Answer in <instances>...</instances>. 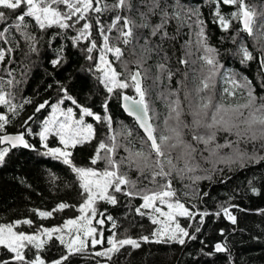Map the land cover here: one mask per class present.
Segmentation results:
<instances>
[{"label": "snow or ice", "instance_id": "1", "mask_svg": "<svg viewBox=\"0 0 264 264\" xmlns=\"http://www.w3.org/2000/svg\"><path fill=\"white\" fill-rule=\"evenodd\" d=\"M210 2L211 22L228 34L224 39L236 46L231 54L240 58V64L257 65L259 83L225 70L220 50L209 44L204 14L190 0H0V66L5 73L0 75V167L16 149L35 151L67 166L81 199L78 205L61 202L50 211L32 210L41 219L69 208L79 212L62 225H40L29 233L19 228L33 227L30 218L0 224V264H78L75 257L84 255L89 246L105 243L106 223L111 229L108 247L94 256L115 264L114 256L123 255L122 250L131 255L128 249H139L141 241L183 246L197 240L206 217L237 222L232 214L237 205L222 204L212 213L192 201L209 197L200 187L202 181L212 182L220 174V182L227 183L231 176L225 180V170L264 168V5L249 0ZM225 6L234 10L225 14ZM233 22L240 27L234 28ZM242 34L252 38L254 46L250 48ZM185 35L190 38L176 59L183 68H174L168 47ZM45 36L47 47L55 51L49 61L53 70L68 63L67 42L85 54L89 73L107 94L103 114L72 95L68 84L54 79L47 87L58 93L55 102L36 105L22 130L10 133L13 119L33 103L28 97L16 102V89L27 82L28 69L23 66L20 79L16 78L15 54L39 55ZM57 40L65 43L57 46ZM129 89L135 96L127 94ZM154 91L165 105L163 114L151 108ZM113 96L122 100L123 110L135 124H116L109 112ZM45 109L50 114L41 121L40 130L33 131L29 122ZM86 118L95 124L86 123ZM96 125L103 126V138L88 164L80 166L73 151L97 141ZM33 136L39 138L43 152L28 139ZM50 138L58 146H50ZM248 184L259 194L252 180ZM101 202L117 211L124 209L125 233L137 226L136 217H147L156 227L150 236L120 238L122 225L107 208L99 210ZM180 218L188 225L183 226ZM200 243L202 255L227 254L218 258L233 264L227 243L216 242L211 248L203 240ZM52 251L59 256L50 257Z\"/></svg>", "mask_w": 264, "mask_h": 264}, {"label": "trees", "instance_id": "2", "mask_svg": "<svg viewBox=\"0 0 264 264\" xmlns=\"http://www.w3.org/2000/svg\"><path fill=\"white\" fill-rule=\"evenodd\" d=\"M190 2L191 6L199 7L203 12L207 23L209 44L220 50L223 56L221 63L225 65V70L241 72L259 83L260 75L257 65L245 66L240 64V58L231 54L235 51L236 46L232 44L231 40L224 39L228 34L223 33L216 24L211 22L210 0H190ZM249 2L264 5V0H249ZM232 10L234 9L228 6L222 9L225 14ZM233 26L239 28L240 24L233 22ZM187 31L185 29V32ZM230 32L235 34L232 30ZM93 35H96L95 32ZM242 35L246 37V34ZM96 38L99 43V37ZM189 38L188 35L182 36L175 42L174 47H168L170 62L174 68H183V66L176 64V59L182 55L183 43ZM46 41L47 36L41 45L39 55L31 54L25 58L23 52L15 54L16 64L13 67L16 68V78L20 79L23 66L26 65L28 69L27 82L16 89V102L28 97L32 99L33 103L26 105L21 115L13 119V123L8 126L10 133L22 130L20 126L29 116L34 114L36 105L44 100L55 102L58 93L47 87L49 84H54V79L68 84L72 95L77 96L83 104L90 106L93 111L103 114L101 105L107 94L94 76L89 73L90 62L84 58L85 54L80 49L71 47L70 42H67L69 46L65 54L68 63L59 70H53L49 61L55 57V51L47 47ZM61 43L65 42L56 41L57 46ZM245 43L250 48L255 44L250 37H246ZM2 68L3 66H0V75H5ZM126 91L128 95L134 96L135 94L131 89ZM157 95V92L154 91L151 96V108L155 113L163 114L166 108L163 101L157 98ZM119 101L118 96H113L109 101V112L114 121L117 125L121 122L129 126L133 125L134 122L122 112ZM49 112L50 109H45L41 113H35V119L29 122L33 131L38 132L40 130L41 121L47 117ZM86 120L88 123L95 124L89 118ZM96 127L98 130L97 141L78 146L73 151L74 161L80 166L88 164L96 143L103 138V126L96 125ZM28 139L40 149V152H43L37 136L28 137ZM220 142L223 140L221 139ZM50 146H58V141L55 138H50ZM248 147L250 148V146ZM228 176H231V179L227 183L220 182V174H217L212 182L202 181L200 187L209 192V197L203 201H192V203H196L200 210L206 209L212 213L218 211L222 204L237 205V207L232 208V214L237 217L235 224L223 216L217 218L212 215L205 218L202 230L197 234V240L189 241L183 246L173 242L145 243L141 241L139 249H128L131 255L122 250L123 255L114 256L115 264H210V261H213L214 264H227L226 260L218 258L227 254H217L211 258L202 255L200 250L204 245L200 243L201 240L205 241L209 248L216 242L227 243L233 264H264V168L254 166L250 171L243 172L225 170L224 179L227 180ZM21 180L24 182L21 183ZM249 180H252L259 194H254L250 190ZM78 193L79 189L75 182V176L67 166L35 151L16 149L6 165L0 167V224L30 218L34 221L33 227L22 225L19 228L20 231L29 233L40 225L44 227L62 225L66 219L78 216L79 212L74 208H69L62 212H55L51 218L41 219L32 210L50 211L61 202L78 205L81 202ZM230 197L231 199H229ZM135 203L138 204L140 201H135ZM98 207L101 211L107 208L110 214L116 216L117 222L122 225L119 229L120 238H123L124 235H131L133 238H139L142 235L150 236L151 231L156 227L151 225L147 217L143 219L136 217L137 226L129 228L128 232L125 233L124 229L128 228V220L124 218V209L117 211L103 202ZM180 223L187 226L189 222L180 218ZM97 227L100 228L101 226L97 225ZM221 229H224L223 236L220 234ZM103 231L105 243L97 245L95 248L89 246L84 255L75 257L78 264H109L106 258L94 256V252L103 251L104 248L108 247L107 238L111 235L110 224L106 223L103 226ZM59 254L58 251H52L49 255L50 257H57Z\"/></svg>", "mask_w": 264, "mask_h": 264}, {"label": "water", "instance_id": "3", "mask_svg": "<svg viewBox=\"0 0 264 264\" xmlns=\"http://www.w3.org/2000/svg\"><path fill=\"white\" fill-rule=\"evenodd\" d=\"M120 108H121V110H122V112L124 113V115L126 116V117H128V118H130L133 122H134V124H135V120H134V118L133 117H130V116H128V114L123 110V107H122V100L120 99Z\"/></svg>", "mask_w": 264, "mask_h": 264}, {"label": "rangeland", "instance_id": "4", "mask_svg": "<svg viewBox=\"0 0 264 264\" xmlns=\"http://www.w3.org/2000/svg\"><path fill=\"white\" fill-rule=\"evenodd\" d=\"M130 96H131V95H130ZM134 96H135V94H134ZM50 111H51V110H50ZM49 114H50V112H49ZM49 114H48V115H49ZM48 115H47V116H48ZM89 119H91V118H89ZM91 120H92V119H91ZM92 121H93V120H92ZM86 123H88V121H87V120H86ZM94 223H95V222H94Z\"/></svg>", "mask_w": 264, "mask_h": 264}]
</instances>
